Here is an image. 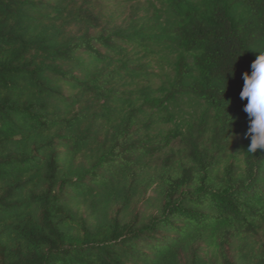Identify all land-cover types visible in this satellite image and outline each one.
Segmentation results:
<instances>
[{
	"label": "trees",
	"instance_id": "16d2710c",
	"mask_svg": "<svg viewBox=\"0 0 264 264\" xmlns=\"http://www.w3.org/2000/svg\"><path fill=\"white\" fill-rule=\"evenodd\" d=\"M260 52L264 0H0V264H264Z\"/></svg>",
	"mask_w": 264,
	"mask_h": 264
},
{
	"label": "clouds",
	"instance_id": "9594fccd",
	"mask_svg": "<svg viewBox=\"0 0 264 264\" xmlns=\"http://www.w3.org/2000/svg\"><path fill=\"white\" fill-rule=\"evenodd\" d=\"M251 74H243L244 86L240 99L247 101L244 112L249 124L245 138H250L247 152H264V52H260L251 65Z\"/></svg>",
	"mask_w": 264,
	"mask_h": 264
},
{
	"label": "rangeland",
	"instance_id": "374dc122",
	"mask_svg": "<svg viewBox=\"0 0 264 264\" xmlns=\"http://www.w3.org/2000/svg\"><path fill=\"white\" fill-rule=\"evenodd\" d=\"M118 0H112V4H115Z\"/></svg>",
	"mask_w": 264,
	"mask_h": 264
}]
</instances>
